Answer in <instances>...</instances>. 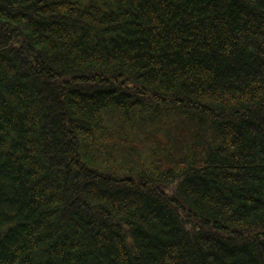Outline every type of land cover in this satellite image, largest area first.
<instances>
[{
    "label": "trees",
    "instance_id": "1",
    "mask_svg": "<svg viewBox=\"0 0 264 264\" xmlns=\"http://www.w3.org/2000/svg\"><path fill=\"white\" fill-rule=\"evenodd\" d=\"M0 264H264V0H0Z\"/></svg>",
    "mask_w": 264,
    "mask_h": 264
}]
</instances>
